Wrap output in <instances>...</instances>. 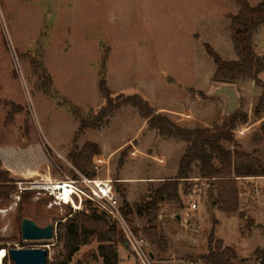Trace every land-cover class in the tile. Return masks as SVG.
I'll return each mask as SVG.
<instances>
[{
    "label": "rangeland",
    "instance_id": "374dc122",
    "mask_svg": "<svg viewBox=\"0 0 264 264\" xmlns=\"http://www.w3.org/2000/svg\"><path fill=\"white\" fill-rule=\"evenodd\" d=\"M248 1L256 5L262 0ZM237 11L233 0H0V174H8L12 187L8 197L0 198L1 250L43 248L48 251L46 264H103L95 235L65 263V224L91 209L104 216L93 205L74 211L31 192L15 198L18 181L77 176L68 153L74 144L81 147L86 141L98 144L100 158L107 161L93 168V177L109 178L121 203L125 194L134 210L129 216L134 232L145 224L136 207L163 178L176 176L186 143L158 136L130 106L116 109L99 127L74 140L79 123L69 106L85 114L97 112L105 104L99 91L104 77L112 98L138 94L180 126L224 123L232 114L227 112L228 97L213 94L218 83L212 78L215 62L206 45L224 60L236 57L227 16ZM31 61L40 62L50 75L53 97L40 89ZM231 85L238 93L237 124L249 109L256 110L262 90L247 79ZM262 112L264 118V102ZM252 132L248 137L245 129L233 131L234 139L239 149L263 158L264 131L259 127ZM157 156L165 162L160 164ZM191 176L198 178V171ZM237 186V213L213 207L211 188L199 192V209L190 212L181 183L183 206L164 202L159 212L168 250L157 252L145 243L146 252L156 253L151 264H205L198 258L208 251L212 229L215 239L235 249L234 264H261L255 249L264 246V222L245 208L255 204L264 212V178H241ZM23 217L35 218L39 226L52 224V239L23 240ZM248 228L259 229L244 236ZM122 240L117 242L119 264H141ZM1 264L13 262L7 256Z\"/></svg>",
    "mask_w": 264,
    "mask_h": 264
},
{
    "label": "trees",
    "instance_id": "16d2710c",
    "mask_svg": "<svg viewBox=\"0 0 264 264\" xmlns=\"http://www.w3.org/2000/svg\"><path fill=\"white\" fill-rule=\"evenodd\" d=\"M237 6L236 14H228L230 21L229 29L233 49L237 55L236 60L222 59L208 44L207 52L214 59L215 70L213 81L222 84H236L240 81L251 80L262 92L259 96L255 114L263 109L264 102V55L258 54L255 48L254 35L264 25V0L251 5L248 0H233ZM33 75L40 80L43 86L40 89L45 95L53 97L51 87L52 79L40 62L31 61ZM38 80V81H39ZM99 91L105 100V104L97 112L90 111L85 114L77 106L71 104L69 111L78 121V131L74 138L87 129L99 127L101 122L113 111L122 107L135 108L146 120L149 130H155L161 137L174 138L186 143L185 150L178 163V171L174 178H168L150 189L144 204L138 205L136 211L145 216V224L135 234L145 239L157 252L168 250V239L159 222L161 204L173 203L174 206L182 207V193L186 194L190 186L188 181L191 173L198 171L199 176L207 179L211 191L209 198L211 205L226 213H234L239 208V188L237 181L247 177H264V157L260 158L253 152H245L238 148L234 139L233 131L236 128L237 113L234 112L229 121L212 126H196L187 128L178 125L162 112H157L144 98L138 94H120L112 98L104 77L100 80ZM246 120V114L241 116ZM225 143L233 145V149L225 146ZM101 154L98 144L86 141L81 147L74 144L68 153V159L78 172L95 176L93 159ZM217 160L218 164H215ZM8 174H0V198L8 197L12 187L8 186ZM183 189L180 191V184ZM86 209L89 208L87 204ZM122 211L128 222L133 214V208L122 196ZM110 220L96 214L95 210L88 214L80 215L76 220L65 224L64 249L65 263L70 261L79 247L86 243L90 235H95L98 245V253L103 264H119L117 242L123 245L126 240L123 233L116 227L110 226ZM208 251L199 256V260L205 264H234L238 259L236 251L224 245L219 239H215L212 229L207 237ZM72 243V244H71ZM149 254L150 260H155L154 251ZM255 255L264 264V247L256 248Z\"/></svg>",
    "mask_w": 264,
    "mask_h": 264
},
{
    "label": "built area",
    "instance_id": "2783aa9c",
    "mask_svg": "<svg viewBox=\"0 0 264 264\" xmlns=\"http://www.w3.org/2000/svg\"><path fill=\"white\" fill-rule=\"evenodd\" d=\"M93 163L94 167L98 168L105 161L100 156H95ZM76 172L77 176L64 179L40 177L18 181L16 182L15 198L20 199L23 193L31 192L48 197L51 200V205H69L74 211L83 209L87 204L93 205L123 233L128 246L137 255L141 264H151L149 254L144 249L146 241L137 236L130 226L122 211V203L112 181L109 178L100 179ZM189 181L190 188L185 195L189 203L188 210L194 212L199 209V192L209 188L210 183L201 177L190 178ZM257 189L258 185H256Z\"/></svg>",
    "mask_w": 264,
    "mask_h": 264
},
{
    "label": "water",
    "instance_id": "95a60500",
    "mask_svg": "<svg viewBox=\"0 0 264 264\" xmlns=\"http://www.w3.org/2000/svg\"><path fill=\"white\" fill-rule=\"evenodd\" d=\"M213 94H224L228 97L227 112L233 115L238 104V93L233 86L218 83ZM230 118L231 116L227 121ZM21 226V237L24 240H49L53 237V225L51 224L41 227L33 220L25 218ZM125 246H128L127 242ZM47 255L48 251L43 248H11L8 250V256L13 264H46Z\"/></svg>",
    "mask_w": 264,
    "mask_h": 264
},
{
    "label": "crops",
    "instance_id": "0c3cea01",
    "mask_svg": "<svg viewBox=\"0 0 264 264\" xmlns=\"http://www.w3.org/2000/svg\"><path fill=\"white\" fill-rule=\"evenodd\" d=\"M264 28V25H262L258 31L256 32V34L254 35V43H255V48H256V51L258 54H263L264 55V32H262V29ZM262 32V34H261ZM231 44H232V41H231ZM233 47V45H232ZM234 50V49H233ZM236 54V53H235ZM237 59V55L235 58H233L232 60H236ZM242 82V81H240ZM157 112H159V110L157 109ZM262 112V111H261ZM259 113V114H255L254 111H250V109L246 112V120H241L239 121L236 125V129L234 130L235 132H237L238 130L240 129H245V133H246V136L248 137H252V135H254V133L252 131H256V129L258 130L259 127L261 129V131H264L263 130V127H264V118L261 117V115L263 114L262 113ZM182 116L185 118V119H191V116L190 115H187L186 117L184 116V114L182 113ZM254 118V119H253ZM261 125V126H260ZM155 132V130H154ZM156 133V132H155ZM253 133V134H252ZM238 139V138H237ZM250 139V138H249ZM239 143L242 145L241 143V139L238 140ZM240 150H243L245 151L246 149H240ZM138 150H135L133 152V155H135L137 153ZM249 151V152H248ZM245 152H248L250 153V150H246ZM100 156V155H98ZM157 160L160 161V164H163L165 162V158L162 157V156H157ZM107 162V161H105ZM173 178V177H172ZM247 178H254V177H247ZM259 179H263L264 177H257ZM165 179H168V178H163L161 181L165 180ZM158 180V179H157ZM160 181V182H161ZM259 186V185H258ZM132 207V206H131ZM247 209V210H246ZM244 210V209H242ZM245 210L248 212V213H251L253 212V217L254 218H257L259 222H264L263 220H261L260 218H264V212H262V210H257L256 207H255V204H251L250 206L246 207ZM237 213V212H236ZM161 217V215H159ZM247 217V216H246ZM245 222H247V220L244 219ZM246 225H248V223H246ZM245 225V227H246ZM259 228H255L253 229L252 231H249V228L246 229L248 232L244 233V236L246 235H249L255 231H258ZM244 231V230H243ZM125 246V245H124ZM264 246H262L261 248H263ZM235 250V249H234ZM238 252V251H237ZM156 254V253H155ZM239 254V252H238Z\"/></svg>",
    "mask_w": 264,
    "mask_h": 264
},
{
    "label": "flooded vegetation",
    "instance_id": "af4514ba",
    "mask_svg": "<svg viewBox=\"0 0 264 264\" xmlns=\"http://www.w3.org/2000/svg\"><path fill=\"white\" fill-rule=\"evenodd\" d=\"M25 218H27V219H30V220H33L34 222H36V224L39 226V224L37 223V221L35 220V218H32V217H23L22 219H21V225H22V220L23 219H25ZM50 224V223H49ZM48 225V224H47ZM52 225V224H51ZM46 226V225H45ZM45 226H41V227H45ZM22 227V226H21ZM23 239V238H22ZM24 240V239H23ZM8 256V251L6 252V256L5 257H7ZM4 257V258H5ZM9 257V256H8ZM10 259V258H9Z\"/></svg>",
    "mask_w": 264,
    "mask_h": 264
},
{
    "label": "bare ground",
    "instance_id": "6f19581e",
    "mask_svg": "<svg viewBox=\"0 0 264 264\" xmlns=\"http://www.w3.org/2000/svg\"><path fill=\"white\" fill-rule=\"evenodd\" d=\"M5 252H6L5 250L0 249V264L2 263V260L4 259V256L6 254Z\"/></svg>",
    "mask_w": 264,
    "mask_h": 264
}]
</instances>
